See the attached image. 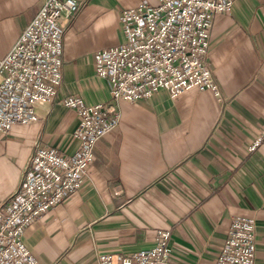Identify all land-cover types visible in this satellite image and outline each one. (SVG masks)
Segmentation results:
<instances>
[{
    "label": "crops",
    "instance_id": "0c3cea01",
    "mask_svg": "<svg viewBox=\"0 0 264 264\" xmlns=\"http://www.w3.org/2000/svg\"><path fill=\"white\" fill-rule=\"evenodd\" d=\"M61 21L63 82L36 108L38 121L0 135V208L17 193L39 145L71 158L79 123L71 96L105 103L120 117L100 139L82 188L37 218L23 236L39 264H97L100 254H131L169 231L172 260L215 264L237 218L256 222V260L264 264V0H234L211 29L208 63L221 94L160 91L130 103L114 100L96 74L94 55L124 42L123 9L156 0H77ZM44 0H0V60Z\"/></svg>",
    "mask_w": 264,
    "mask_h": 264
},
{
    "label": "built area",
    "instance_id": "2783aa9c",
    "mask_svg": "<svg viewBox=\"0 0 264 264\" xmlns=\"http://www.w3.org/2000/svg\"><path fill=\"white\" fill-rule=\"evenodd\" d=\"M123 9L124 42L94 55L96 74L111 86V97L136 103L166 91L172 99L197 89L219 96L208 63L211 29L218 14H230L234 0H156ZM77 0H44L34 20L0 60V135L37 122L38 106L52 102L63 82L61 21L80 11ZM63 105L79 119L73 135L79 148L71 158L37 145L17 193L0 208V264H39L25 246V229L69 195L78 192L94 161L97 142L115 128L119 115L105 103L86 105L71 96ZM264 147V130L251 150ZM256 222L235 219L215 264H255ZM169 231L154 247L131 254H100L97 264H178Z\"/></svg>",
    "mask_w": 264,
    "mask_h": 264
}]
</instances>
